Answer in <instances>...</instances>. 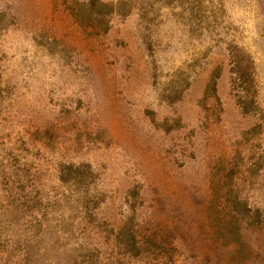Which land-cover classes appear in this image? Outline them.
Here are the masks:
<instances>
[{
    "label": "rangeland",
    "instance_id": "rangeland-1",
    "mask_svg": "<svg viewBox=\"0 0 264 264\" xmlns=\"http://www.w3.org/2000/svg\"><path fill=\"white\" fill-rule=\"evenodd\" d=\"M65 1L0 0V264H146L117 246L130 219L173 243L168 264H264V0H136L97 35ZM60 164L91 167V213Z\"/></svg>",
    "mask_w": 264,
    "mask_h": 264
},
{
    "label": "trees",
    "instance_id": "trees-1",
    "mask_svg": "<svg viewBox=\"0 0 264 264\" xmlns=\"http://www.w3.org/2000/svg\"><path fill=\"white\" fill-rule=\"evenodd\" d=\"M135 1L116 0L115 2H104L102 0H87V2H81L77 10L71 7H67V9L79 28L90 30L89 35H97L107 31L108 22H106V18L109 15L122 12L121 8L124 3H127L130 8L123 12H128L133 8L132 4L134 5ZM143 1L147 0H138V2ZM67 2L69 1L66 0L64 3ZM94 19L100 22L98 27L93 24L92 21ZM83 24H86V26ZM229 53L233 54L230 72L234 74L233 80L238 91V104L244 114L253 113V106L255 105L253 61L244 53L237 55L235 50L233 53L231 51ZM58 172L59 181L68 189L69 194L66 201L82 209L86 214L91 213L90 211L100 201L98 195L91 191V184L94 182V173L91 167L86 164H60ZM244 204L246 205V202ZM245 209L250 210L248 206ZM132 221L131 219L126 221L124 228L119 232L117 239L118 248L133 258L137 257V254L144 252L146 264H168V261L164 262L163 259L170 258V250L174 249L173 243L164 241L157 232L150 229L139 231V227H134ZM248 229L238 228V242L233 241L228 246L232 250L238 249V254L241 255L240 258L249 262L248 258L243 257V252L246 249L244 237L247 235ZM216 246L218 248L221 247L218 244ZM196 252L202 254V261H195V264H212L210 263L212 257L210 251Z\"/></svg>",
    "mask_w": 264,
    "mask_h": 264
}]
</instances>
